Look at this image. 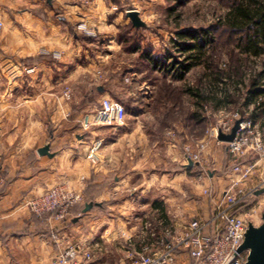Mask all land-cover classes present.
<instances>
[{
  "label": "crops",
  "instance_id": "obj_1",
  "mask_svg": "<svg viewBox=\"0 0 264 264\" xmlns=\"http://www.w3.org/2000/svg\"><path fill=\"white\" fill-rule=\"evenodd\" d=\"M111 5L109 0H93L86 6L71 0H0V155L6 179L0 189V264H53L56 251L47 233L54 224L74 241L86 238L102 246L117 240L131 247L126 249L128 253L137 254L144 246L156 251V238L163 231L178 233L192 218L208 219L217 205H223L230 173L224 175L227 181L218 172L210 175L215 186L221 182L224 186L215 187L210 200L195 203L186 175L200 170L198 164L183 165L179 174L171 169L159 170L167 161L156 152L149 158L142 156L140 164L127 163L129 155L118 152L116 144L129 133L125 122L98 127L111 136L110 141L104 139L105 152L97 154L101 160L98 164L87 158L88 143L72 138L77 134L71 133L72 127L64 120V88L70 86L74 91L78 85L84 92L98 91V99L94 97L98 104L108 91L83 79L98 78L97 67L106 65L108 53L123 45L117 29L128 25L129 20L126 12L124 16L113 13ZM80 24L102 38L101 42L79 30ZM98 46L108 53L99 52ZM28 69L33 71L27 73ZM85 98L86 94L82 95L80 103L87 106L91 97ZM141 135L146 137L145 133ZM87 136L93 143L96 131ZM214 143H207L205 154L215 148L218 162L219 147ZM45 145H49L52 157L38 154ZM173 148H167L164 156L176 163L179 156ZM120 167L119 174L110 180V174ZM178 177L186 179L184 187L178 186ZM57 185L82 194L84 202L76 208L88 204V197L93 198L92 204H99L87 213L93 216L72 222V227L32 218L28 202ZM104 209L110 210L109 215L97 216L96 212ZM134 210H140L139 215L131 216ZM114 211L126 216L118 217ZM148 211L156 215L152 225L145 220ZM84 214L76 211L72 221ZM92 264L129 262L93 260ZM175 264H191V260L180 253Z\"/></svg>",
  "mask_w": 264,
  "mask_h": 264
},
{
  "label": "rangeland",
  "instance_id": "obj_2",
  "mask_svg": "<svg viewBox=\"0 0 264 264\" xmlns=\"http://www.w3.org/2000/svg\"><path fill=\"white\" fill-rule=\"evenodd\" d=\"M109 1L112 4L113 13H119L124 16L125 12L131 10L138 12L145 26L135 28L138 29L139 35L135 33H132V35L139 37L144 51L164 57L166 64H170L172 58L181 61L186 55L178 51L180 48L178 43L180 41H185L188 44L195 43L187 38L180 39L178 37L179 32H195L200 39L199 42L205 41L207 39L206 35L209 33L212 41L209 44L207 43L202 51L205 53L204 60L208 61L209 68H207L208 66L202 59L181 80L175 79L173 75L166 74L163 69L161 71V69L151 67L146 61L141 63L140 60L142 59L138 57V54L125 50L123 45H121L120 49H113L109 53L107 52L108 50H102L98 46L99 52L104 53L106 51L108 53V62L106 65L97 67L98 78L95 75V79L90 78L88 80L84 78L83 81L107 90L108 95H105V98L119 102L126 108L124 122L129 127V130H127L129 133L125 138L119 139L116 144L119 149L118 152L122 151L129 155L127 163L140 164L139 159L142 156L149 158L148 155L151 156L156 152L167 161L165 165L159 167V170L171 169L179 174L183 171V165L188 166L184 147L187 146L193 153H196L199 150V142L207 138L210 129L223 121L224 116L235 111L241 112L254 121L264 147V94L255 98V106L263 104L258 112H255L256 110L252 107L254 106V103H252L254 98H251V103L246 105L243 103L245 100L244 93L248 92L247 89L252 76L257 73L264 74V52L257 57L242 53L241 49L236 45L237 36L231 33L229 29L219 25V22L224 20L235 0ZM128 24H131L130 20ZM121 29H124V27L117 29V35L120 34ZM94 38L97 39L98 44L102 40L99 36L96 37V34ZM168 55L172 58H169ZM138 58L140 60H137ZM263 82H261V88H264ZM69 87L66 86L63 92L66 106L64 120L72 127L71 133L75 132L77 134V137L72 134L73 139L88 143L86 148L87 158L92 163L98 164L101 160L97 156L105 152L106 141L104 139L110 141L111 137L100 132L101 130L98 127L108 125L94 126L85 130L82 126V120L86 116L93 115L94 111L99 108L100 102L105 98L102 97L103 99L101 98L96 104L95 100L98 99V91L96 90L97 92H94V102H89L87 106L81 105L80 98L82 95L86 94L85 99H87V96H91L87 95V93H93L84 92L82 87L80 89L78 85H76L74 91ZM189 88L205 92V94H211L212 92L219 98H222V95L218 94V92H227L229 99L221 101L224 103L220 106L218 105V107H215L214 101V103L209 101L203 108L199 109L195 105V100L185 93ZM142 95L145 98L144 101ZM88 106H90L88 109H80ZM133 123H138L139 126L136 127L137 125H133ZM91 131H96L97 137L95 141H100L101 144L97 150H93L95 141L89 143L87 134ZM141 133H145L146 137L141 135ZM117 137L114 136L113 138L116 139ZM207 139V143L214 141ZM214 144V147H219V161L217 162V158L214 157L217 152L215 148H212V152H209L208 155L205 154L207 144L201 154H199V162L194 163L198 164L200 170H194L191 174L186 175L187 181L192 185L191 196H193L194 202L199 203L203 200H210L213 198L215 187L224 186L223 182L215 186L216 183L214 184L215 181L211 180L210 175H215L218 172L219 177L227 181L224 175L230 173L229 175L238 180L239 176L233 173L234 167L248 168L252 164H256L252 172L240 179L233 190H242L244 194L239 207L241 217L245 219L246 223H251L254 227H260L264 217V193L248 195L247 192L264 179V149L261 153L247 152L234 162H231L228 157L226 143ZM170 147H174L173 150L175 149L176 157L177 155L179 156L176 163L168 161L167 156H164L167 153V148ZM93 155L95 158H93ZM127 163H125V167ZM120 169L121 167L118 171L116 170L110 174V180H113L114 176L119 174ZM185 180L184 177H178V186L184 187ZM231 180L232 178L228 179L229 183L226 189L230 186ZM81 181L83 182V179ZM186 186L188 188V182ZM83 202L84 198L82 197V201L76 206H81ZM76 206L71 208L72 211H69L67 220L63 223H58V225L72 227V216L76 213ZM108 212L110 210L104 209L98 210L96 214L97 216L109 215ZM138 212L140 210H134L130 212V215H139L137 214ZM87 213L81 217L80 214L76 222L81 221L83 217L93 216ZM116 214L118 217L126 216L125 214L121 215L119 212H116ZM31 217L35 219L41 218L33 215ZM46 218L50 220V216L46 215ZM154 218H156V215H152L151 212L145 214V220L150 221L151 223L149 224L151 225ZM56 225L54 224L47 233L49 243L53 245L55 251H57V244L49 239L52 234H56L72 243L79 242L74 241L71 237L67 238L63 235V231L55 227ZM83 227L85 226L82 225V229ZM83 241H87V239L84 238ZM130 248L122 241L116 240L103 244L99 249L93 250L92 247L90 250L94 256V261L119 262L122 260L124 263L128 261L130 264L131 259L135 256L134 253L130 251L128 253L126 250Z\"/></svg>",
  "mask_w": 264,
  "mask_h": 264
},
{
  "label": "built area",
  "instance_id": "obj_3",
  "mask_svg": "<svg viewBox=\"0 0 264 264\" xmlns=\"http://www.w3.org/2000/svg\"><path fill=\"white\" fill-rule=\"evenodd\" d=\"M71 1L85 6L92 0ZM78 29L88 37H95V34L88 31L84 24H80ZM32 71V69H28L27 73ZM125 117L126 108L121 103L105 98L100 102L99 108L94 111L93 115L86 116L82 120V126L85 130L100 125L120 126ZM237 121H239V128L235 137L231 142L226 143L231 162L247 152L261 153L264 149L257 125L246 115L236 111L224 116L223 121L210 129L207 138L214 140L216 144L222 143L217 139L218 132L229 134ZM207 138L199 142V150L196 153H193L189 147H184L186 162H199V154L207 146ZM100 145V141L95 142L93 150H97ZM93 158H95L94 155ZM255 165L252 164L248 168L234 167L233 173L237 174L239 179L236 180L232 177L230 186L223 192V205H217L208 219L192 218L182 226L178 233L165 230L156 238L158 247L156 251H152L150 246H144L131 259L130 264H175L176 255L180 253L186 254L191 260V264H246L249 251H240V248L244 242L248 225L251 223H246L239 213L240 201L244 195L242 190L235 191L233 189L240 179L252 172ZM5 182L0 155V189ZM261 190H264V179L247 194L256 195ZM81 201L82 194L80 192L65 185H57L31 199L28 202V207L31 215L35 217L48 215L52 222L63 223L67 220L71 208ZM49 239L57 244L53 264H91L94 256L90 249L92 247L100 248L99 244L87 241L72 243L56 234L49 236Z\"/></svg>",
  "mask_w": 264,
  "mask_h": 264
},
{
  "label": "trees",
  "instance_id": "obj_4",
  "mask_svg": "<svg viewBox=\"0 0 264 264\" xmlns=\"http://www.w3.org/2000/svg\"><path fill=\"white\" fill-rule=\"evenodd\" d=\"M219 25L229 29L231 33L237 36L236 45L241 49L242 53L257 57L264 52V0H235L224 20L219 22ZM120 31V34H118L119 41L122 42L125 50L131 53H137L138 57L142 59L140 60L138 58L137 60H140L141 63L146 61L151 67L161 69V71L164 70L166 74L173 75L175 79L179 80L183 79L184 75L197 63H200L202 59L204 60L205 53L202 51L207 43L209 44L212 42L208 32H206L208 33L206 35L207 39L205 41L202 40L201 42H199L200 39L196 36L195 32H179L178 37L180 39L187 38L195 43L188 44L185 41H180L178 43V46L180 47L178 51L185 53L186 55L181 61H177L168 55L169 58H172V61L170 64H166V59L164 57L144 51L139 41V37L132 35V33L139 35L138 29H135L131 24H128ZM205 63L206 66H208L207 68H209V64H207L208 61H205ZM263 75V73H257L250 79L247 89L248 92L244 93V105L248 104L251 98H256L264 94V88H261V82L264 81ZM218 77L220 78V76ZM92 93L93 94H89L91 96H87V98L91 97L90 102H94L95 93ZM185 93L195 100V105L199 109L203 108L209 101H214L215 103H213L215 104V107H218V105L220 106L224 103L221 101L229 99V94L227 92H218V94L222 95L223 99L215 96L216 94H213L212 92L211 94H205V92L203 93L190 88ZM261 106H263V104L257 105L255 109H259ZM195 116H197V114H195ZM86 202L92 203L93 198L88 197ZM83 209L84 207H79L76 208V211L81 212ZM39 219L47 218L45 215Z\"/></svg>",
  "mask_w": 264,
  "mask_h": 264
},
{
  "label": "water",
  "instance_id": "obj_5",
  "mask_svg": "<svg viewBox=\"0 0 264 264\" xmlns=\"http://www.w3.org/2000/svg\"><path fill=\"white\" fill-rule=\"evenodd\" d=\"M126 17L130 20V23L134 28H140L145 26L144 22L138 15V12L134 10L126 12ZM238 128L239 121L235 122L229 134H223L221 132H218L217 139L224 143L231 142L234 139L235 133ZM37 152L40 156L45 155L52 157V154L49 152V145H45L44 147L40 148ZM188 166L192 167L194 166V163L188 161ZM262 193H264V190L257 192L256 195H260ZM94 205L98 206L99 204H86L82 213H87ZM76 221L77 219L73 220V222ZM262 221L263 223L260 227H254L249 224L245 233L244 242L240 248V251H249L246 264H264V217L262 218Z\"/></svg>",
  "mask_w": 264,
  "mask_h": 264
}]
</instances>
